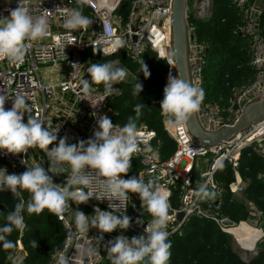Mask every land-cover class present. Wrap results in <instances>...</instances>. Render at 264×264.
<instances>
[{
  "label": "built area",
  "instance_id": "built-area-1",
  "mask_svg": "<svg viewBox=\"0 0 264 264\" xmlns=\"http://www.w3.org/2000/svg\"><path fill=\"white\" fill-rule=\"evenodd\" d=\"M232 2L243 18L240 31L250 41L254 77L234 89L232 103L227 112L219 105L208 103L203 99L197 114L201 125L207 131H217L224 126L232 125L240 116L244 106L257 97H264V0H232ZM172 3L173 0H53L40 3L42 7H30L33 16L47 14L49 35L43 40L33 42V47L23 64L11 63L7 59L0 60V94L9 97H14L17 93L23 94L32 108V115L42 116L52 121L54 128L59 127L58 140L52 146L58 144L59 139L64 137H67L69 144L94 138L95 131L100 130L98 126L100 115L110 116L108 102L112 95L105 97V89L93 87L91 83V95L84 99L81 82L88 74L87 68L91 64L84 61L83 54L88 49L95 48L101 55L111 56L122 49L133 60L141 61L148 47L156 51L159 58L160 52H163L164 58L161 59L167 62L170 58L172 61L171 65L168 64V74L163 85L164 93L169 73L174 77L178 76L171 45ZM14 8L16 7L12 5L0 6V19L9 17L10 11ZM73 10L80 11L92 21L86 31L83 29L74 31L64 27L66 14ZM213 12L214 0H188L191 81L194 87L200 89H203L204 85L207 46L198 41L194 33L195 27L190 23L189 18L191 16L210 18ZM105 24L112 33L111 37L105 31ZM69 36L76 42L75 44L67 45ZM116 38L122 39L125 42L124 46L114 53L109 52L110 41ZM60 45H64L65 52ZM117 62L120 64L119 61ZM114 88L118 89L116 84ZM92 104L96 106L93 107ZM234 105L239 106L238 110L234 109ZM5 107L6 109L12 107L11 98L6 102ZM237 115L238 117L231 122ZM24 122H27V114ZM186 122L187 120L183 125H177L174 119L164 122L166 131L176 142L174 154L165 161L159 154L160 141H157L156 131L144 125L139 127L144 134V140L140 143L141 151L133 156L140 160L141 168L136 174H121V176L128 179L142 174L145 182L152 179L171 193L169 214L172 219L167 225L168 237L176 233L181 234L184 225L194 216L215 221L224 232L233 236V242L235 237L238 243H240L239 239L233 230L240 225L251 227L256 231L253 242L250 245L240 243L246 255L244 259L249 261L246 257L249 254L250 257L258 255V243L264 238L263 211L254 201L249 200L248 206L252 215L249 222H252V225L247 223L248 221H241L237 222V226H225L222 222L229 217L215 208L204 206L203 194L199 189L206 185L209 193H215L214 197H208L209 202L219 204L223 187L216 175L228 163L234 173V179L228 184V190L234 196L244 194L248 181L240 171L242 153L249 148L264 157V119L218 145L199 144L194 141ZM115 126L116 129L122 128ZM145 148H151V151H144ZM25 160L28 164L24 163ZM28 165H39L47 169L50 167V162L46 153L38 147L29 149L26 154L15 155L0 150V169H6L7 173L18 175L20 170L26 171ZM70 174L71 168L67 164L63 166V173H49L53 176L54 183L61 186H64ZM93 181V186L85 191L92 190L96 195H103L95 183V177ZM175 188L179 190L176 199ZM132 194L129 192L125 207L115 213L130 216L131 227L127 230L117 228L112 233H102L96 227H90L88 232H80L75 222L76 211L84 212L89 216V220L96 215L97 207L111 211L110 201L107 198L99 200L93 197L87 203L78 205L69 200V210L64 213V219L58 218L65 229L64 243L51 264H57L60 253L69 257L70 264H100L102 255L98 236H106L110 240L119 235L129 238L140 235L146 237L144 229L153 217L143 219L144 210L134 209ZM174 199L178 205L173 203ZM180 213L183 214L181 219ZM138 219L143 220V223L138 224ZM23 249V244L19 240V251L15 257L20 258ZM89 249L94 250L91 256L88 254Z\"/></svg>",
  "mask_w": 264,
  "mask_h": 264
},
{
  "label": "clouds",
  "instance_id": "clouds-1",
  "mask_svg": "<svg viewBox=\"0 0 264 264\" xmlns=\"http://www.w3.org/2000/svg\"><path fill=\"white\" fill-rule=\"evenodd\" d=\"M32 3L40 4L42 0H19L18 6L10 11V16L0 19V60L7 59L11 63L23 64L33 47V42L43 40L49 35L47 14L33 16L30 8ZM91 23L92 21L80 11L73 10L66 14L64 27L74 31L80 29L86 31ZM104 28L111 37L112 33L106 24ZM75 43L71 36L67 38V45ZM124 43L122 39H112L108 51L114 53L123 47ZM60 47L65 50L64 45ZM159 55L160 58H164L163 52ZM167 63L172 64L170 58ZM141 71L146 78L150 77L147 64L142 63ZM87 72L90 73L93 83L104 84L105 97L118 95L119 90L114 88V84L123 81L128 74L127 69L113 62L93 63L87 68ZM142 90L143 85L137 82L134 94H139ZM81 91L84 99L91 95L92 89L88 80L84 79L81 82ZM204 95L203 89L194 87L180 76L174 77L169 73L160 108L163 115L173 118L177 125H183L191 114L200 110ZM10 98L12 107L6 109V102ZM142 107L143 105H136L137 116L141 114ZM31 113L32 108L23 94L17 93L14 97L0 94V150L15 155L26 154L29 149L38 147L46 153L50 162L47 169L39 165H28L27 170L19 175L9 174L6 169H0V191L8 189L22 200V203L16 205L15 211L10 212L7 217L9 226L0 227V232H11L13 228L25 227L20 215L23 208V199L20 195L22 191L31 195L27 206L30 213L39 214L47 208L60 220L64 219V213L69 210V200L78 205L87 203L93 197L99 200L107 198L111 211L97 207L96 215L90 220L84 212H75L77 229L80 232H88L90 227H96L102 233H112L117 228L127 230L131 227L132 218L127 214L121 216L115 213L125 207L131 192L139 194L142 207H146L153 219L144 229L146 237L140 235L129 238L119 235L107 242L105 247L111 264H168L172 247L167 231V225L172 219L169 214L171 193L152 179L145 182L142 174L128 179L121 176L131 171L133 155L141 151L140 143L144 140V134L139 130L136 120L130 117L125 126L116 129L107 115H100L98 119L100 130L95 131L94 138L69 144L67 137H64L59 139L58 144L52 146L58 140L59 127L54 128L52 121ZM144 151H151V148H145ZM24 163H27L26 160ZM65 164L70 166L71 174L64 186H61L54 183L53 176L49 173H63ZM93 177L96 178L95 183L103 195H96L92 190L85 191L93 186ZM259 178L262 177L258 176ZM199 192L204 197L215 196L214 192L209 193L206 190V185L201 186ZM137 223L142 224L143 220L138 219ZM99 239L102 240L103 236ZM0 241L5 250L16 247L14 242L8 241L4 236H0ZM93 252L94 250L89 249V256ZM9 259L12 264H22L18 257L9 256ZM57 264H70V259L64 253H60Z\"/></svg>",
  "mask_w": 264,
  "mask_h": 264
},
{
  "label": "trees",
  "instance_id": "trees-1",
  "mask_svg": "<svg viewBox=\"0 0 264 264\" xmlns=\"http://www.w3.org/2000/svg\"><path fill=\"white\" fill-rule=\"evenodd\" d=\"M242 20V15L232 0H214V12L210 18L192 16L189 18L195 27L194 33L198 41L207 46V63L203 74L204 99L208 103L219 105L225 112L231 106L234 89L254 77V70L250 64V41L240 31ZM83 59L90 64L119 61L131 73V79L125 78L116 83L119 94L112 95L108 102L111 111L109 118L114 125L123 127L131 117L136 120L138 128L144 125L155 130L157 141H160V157L163 161L169 159L176 150V142L164 126L166 120L173 118L163 115L160 108L164 98L163 85L169 67L166 60L159 58L157 52L150 47L146 48L141 61L133 60L122 49L117 54L103 56L95 48L88 49L83 54ZM142 63L147 64L151 73L148 78L141 71ZM137 82L143 85V90L139 94H134ZM92 86L105 89L103 83L92 82ZM136 105H143L139 116L135 112ZM140 168V160L133 156L132 168L128 175L138 173ZM240 171L248 181L247 189L242 196H234L228 190V184L234 179L233 169L228 163L216 175L223 187L220 203H210L208 197L203 196L204 206L215 208L236 222L252 218L249 200L254 201L264 213V158L249 148L244 150ZM23 172L20 170L18 175ZM258 176L262 178L258 179ZM175 189L176 199L179 190ZM20 195L23 199L21 215L25 227L13 228L11 232L2 235L8 241L14 242L16 247L5 250L0 241V264H12L9 256L17 255L19 240L26 253L23 264H51L64 243L63 223L47 208L39 214L30 213L27 207L31 200L30 193L22 191ZM175 199L173 203L178 205ZM7 216V208L0 204V225ZM99 237L101 236L97 239L102 255L100 264H111L105 247L110 239L103 236L101 240ZM168 240L172 244L168 264H264V238L258 243V255L246 261L240 250L234 248L233 236L209 219L192 217L184 225L181 234L176 233L168 237Z\"/></svg>",
  "mask_w": 264,
  "mask_h": 264
},
{
  "label": "water",
  "instance_id": "water-1",
  "mask_svg": "<svg viewBox=\"0 0 264 264\" xmlns=\"http://www.w3.org/2000/svg\"><path fill=\"white\" fill-rule=\"evenodd\" d=\"M53 1V0H42ZM19 0H0V6L17 7ZM39 6L40 4L32 3L30 7ZM188 0H173L172 3V22H171V45L174 54V60L176 62V72L178 76L186 80L192 85L191 73L189 66V34H188ZM85 79L92 83L91 75L88 73ZM238 105L234 106V109H238ZM264 119V97H257L255 100H251L246 106L242 108L240 116L230 126H224L217 131H207L203 128L199 121L197 112L193 113L187 119L188 131L192 139L199 144L218 145L222 141L231 138L233 135L242 132L251 125ZM22 203L19 196H15L10 190L5 189L0 191V204L4 205L8 210V216L10 212H14L16 205ZM21 215V213H20ZM7 216V217H8ZM182 213L179 214L181 219ZM225 226H237L238 223L230 218L223 220ZM9 226L7 218L0 225ZM5 232H0L2 236ZM257 255V254H256ZM256 255L249 257V260L253 259Z\"/></svg>",
  "mask_w": 264,
  "mask_h": 264
},
{
  "label": "bare ground",
  "instance_id": "bare-ground-1",
  "mask_svg": "<svg viewBox=\"0 0 264 264\" xmlns=\"http://www.w3.org/2000/svg\"><path fill=\"white\" fill-rule=\"evenodd\" d=\"M233 232L236 234L239 242L245 245H250L256 236V231L254 229L243 225L238 226Z\"/></svg>",
  "mask_w": 264,
  "mask_h": 264
},
{
  "label": "rangeland",
  "instance_id": "rangeland-1",
  "mask_svg": "<svg viewBox=\"0 0 264 264\" xmlns=\"http://www.w3.org/2000/svg\"><path fill=\"white\" fill-rule=\"evenodd\" d=\"M252 56V55H251ZM114 64H116L117 66H119V67H122V68H124L123 66H121L117 61H115L114 62ZM250 64H251V60H250ZM126 69V68H125ZM127 76H126V79H131L132 78V75H131V73L127 70ZM235 106V105H234ZM235 110H238V109H235ZM228 111V110H227ZM226 111V112H227ZM228 114H229V112H228ZM236 115V114H235ZM239 115V114H238ZM238 115L231 121V122H233L237 117H238ZM264 158V157H263ZM247 223H249L250 225H252V222H249V220H248V222ZM233 244V246H234V248L235 249H238V250H240V252H241V255L243 256V258L246 256L245 254H244V252H243V245L242 244H240V243H238V242H236V240H235V237H234V242L232 243ZM258 252H259V250H258ZM249 253V252H248ZM25 251H24V249L23 250H21V255H20V259L22 260V263H23V261H24V257H25ZM24 256V257H23ZM249 257H250V254L246 257V258H248V260H249ZM250 261V260H249Z\"/></svg>",
  "mask_w": 264,
  "mask_h": 264
},
{
  "label": "crops",
  "instance_id": "crops-1",
  "mask_svg": "<svg viewBox=\"0 0 264 264\" xmlns=\"http://www.w3.org/2000/svg\"><path fill=\"white\" fill-rule=\"evenodd\" d=\"M132 200H133V204H134V209H141V210H144L143 212V219L144 220H147L149 219L150 217H152L146 210V207H142V201L140 199V196L139 194H136V193H133L132 194Z\"/></svg>",
  "mask_w": 264,
  "mask_h": 264
}]
</instances>
